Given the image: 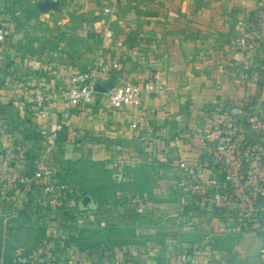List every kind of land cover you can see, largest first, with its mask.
Wrapping results in <instances>:
<instances>
[{
    "label": "crops",
    "instance_id": "0c3cea01",
    "mask_svg": "<svg viewBox=\"0 0 264 264\" xmlns=\"http://www.w3.org/2000/svg\"><path fill=\"white\" fill-rule=\"evenodd\" d=\"M106 31L122 45L107 46ZM0 34V264L47 250L50 264H264V215L246 220L238 197L253 200L250 159L264 185V0H0ZM97 58L118 64L98 84H139V105L115 109L97 90L83 106L62 100L69 76ZM40 157L50 175L27 191L10 184ZM89 158L146 165L153 177L150 192L74 214L81 228L121 225L118 246L55 234L67 229L44 187L59 192L52 177ZM37 224L46 245L11 243Z\"/></svg>",
    "mask_w": 264,
    "mask_h": 264
},
{
    "label": "rangeland",
    "instance_id": "374dc122",
    "mask_svg": "<svg viewBox=\"0 0 264 264\" xmlns=\"http://www.w3.org/2000/svg\"><path fill=\"white\" fill-rule=\"evenodd\" d=\"M60 184L65 186L64 196L66 199L62 203V206L70 210L69 214L74 218L72 223H67L62 226V229H67L66 232L64 231L63 233L60 231L56 233L55 231V234H61V237H59L60 240L69 241L72 237L75 238L79 235L88 244L102 243L105 240H109L111 244L118 246L124 235L123 230H121V225L110 221L107 224L97 222L94 223L95 225L93 227L81 228L78 225L82 218L75 217L74 206L70 202L75 203L76 200L78 201L82 196L88 194L99 205L97 206L98 208L88 210L89 214L92 211L93 213H101L102 208L100 206L108 204L110 200L122 198V196H126L129 193L139 194L141 192H150L153 177L146 165H133L126 162L89 158L79 162L68 163L64 169ZM51 219V224L56 222L54 218ZM36 226V228L34 227L32 237L29 235L26 237L22 230L23 232L19 233L11 243L30 245L33 247L42 243V238H37V232L43 225L37 224ZM50 232L54 233L52 229Z\"/></svg>",
    "mask_w": 264,
    "mask_h": 264
},
{
    "label": "built area",
    "instance_id": "2783aa9c",
    "mask_svg": "<svg viewBox=\"0 0 264 264\" xmlns=\"http://www.w3.org/2000/svg\"><path fill=\"white\" fill-rule=\"evenodd\" d=\"M106 11H108V9H106ZM2 38L3 36L2 34H0V39ZM104 40L107 46H110L112 44H114L115 46L122 45V41L114 38L109 31H106L104 33ZM106 66L116 69L118 64L117 61L113 59L104 60V58H97L92 65L86 67L85 69L79 70L69 76L67 85L61 90L60 96L62 100L71 106H83L91 103L92 98L96 93L95 85L98 84L101 77L100 72ZM105 95L110 106L115 109H119L124 106H137L141 102V88L139 84L132 82L113 84L107 89ZM132 127H135V125L132 124ZM216 138L218 140V149H220L221 151L229 150V147L227 145L228 138L225 130L218 129ZM45 163L46 162L44 158L40 157L35 160L34 167L31 172H18L9 175L8 180L10 184L18 186L22 191L29 190L44 176L50 175V169ZM260 165L261 162L259 161V159H250L249 163L246 164L247 167L244 173L246 184L250 186L249 191L251 195H253V198L257 196V194L262 191V187H264V185L259 184L258 181L260 180ZM179 166L184 170L190 172V169L185 165L184 162L180 161ZM236 174L237 173H229L227 174L226 178L234 179L236 177ZM52 182L55 183L56 189L59 190V192H56L54 190L55 187H53V185L48 184L46 185V187H44V195H49L50 197L52 196L50 199L54 201V205L61 206L62 200L65 198V186L60 184L55 177H52ZM144 197L145 195H142L139 199H143ZM238 197L245 201L244 204L246 206V210L243 217L246 218V220L252 219L256 213L253 212L251 206V197L244 194H240L238 195ZM70 203L74 206V213L78 214L79 212H76L77 200L75 203H73L72 201ZM259 211V214L264 215V207H261ZM43 244L46 245V241H44ZM44 255L45 256L39 260L33 258L32 255L30 256V258H28V260L26 259L24 262L28 264H50L54 259L53 255L49 250L45 251ZM80 264L92 263L90 260H84ZM111 264H119V262L114 260Z\"/></svg>",
    "mask_w": 264,
    "mask_h": 264
},
{
    "label": "trees",
    "instance_id": "16d2710c",
    "mask_svg": "<svg viewBox=\"0 0 264 264\" xmlns=\"http://www.w3.org/2000/svg\"><path fill=\"white\" fill-rule=\"evenodd\" d=\"M85 195H88V194H85ZM262 198H264V187H262V191H261L260 193H258L257 196H255V197L253 198L252 202H251V204H252L251 206H253V212H254V213H257V212H258V210H259V208H260V206H261L260 203H261ZM65 199H66V198H64V199L62 200V203H64ZM40 212H41V210H40ZM42 212L50 213V211H49L48 208H43V209H42ZM69 212H70V210L64 209V207L61 205V206L59 207V209L53 211V214H51V215H53V217H54V216H57V217L60 218L59 223H60V226L62 227V226H64V225H66L67 223H72V222L74 221L73 216L70 215ZM76 212H81V211L78 209V206H77V205H76ZM69 215H70V216H69ZM107 231H108V230H107ZM109 231H111V230H109ZM41 235H44L43 230H38V232H37V238H42V237H40ZM72 238H73V237H72ZM72 238L69 239V241L67 240V241H65V242L75 243V242H78V241L81 240V244H83V245L85 244V246L91 244V243L88 244L87 242H84L85 240H82V239L80 238L79 235L76 236L75 238H73V240H72ZM70 240H71V241H70ZM105 241L109 242V240H105ZM105 241H104V242H105ZM109 243H110V242H109ZM93 244H95V243H92V245H93ZM81 246H82V245H81Z\"/></svg>",
    "mask_w": 264,
    "mask_h": 264
},
{
    "label": "water",
    "instance_id": "95a60500",
    "mask_svg": "<svg viewBox=\"0 0 264 264\" xmlns=\"http://www.w3.org/2000/svg\"><path fill=\"white\" fill-rule=\"evenodd\" d=\"M40 8H45L46 5H40ZM111 85H105L101 86L100 84L95 85V90L99 92H106ZM78 209L82 212L95 209L97 207V202L90 196V195H84L77 201Z\"/></svg>",
    "mask_w": 264,
    "mask_h": 264
}]
</instances>
